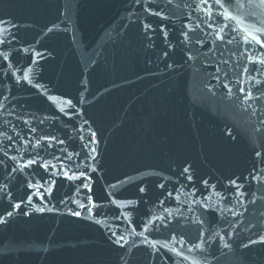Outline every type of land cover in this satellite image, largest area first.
Segmentation results:
<instances>
[{
  "label": "water",
  "instance_id": "water-1",
  "mask_svg": "<svg viewBox=\"0 0 264 264\" xmlns=\"http://www.w3.org/2000/svg\"><path fill=\"white\" fill-rule=\"evenodd\" d=\"M257 39L262 0H0V264H264Z\"/></svg>",
  "mask_w": 264,
  "mask_h": 264
},
{
  "label": "snow or ice",
  "instance_id": "snow-or-ice-1",
  "mask_svg": "<svg viewBox=\"0 0 264 264\" xmlns=\"http://www.w3.org/2000/svg\"><path fill=\"white\" fill-rule=\"evenodd\" d=\"M217 3L220 2V0H216ZM262 2H264V0H262ZM253 39H256V37H253ZM257 43H261L260 40H256ZM261 46L264 47V43H261ZM262 63H264V61H262ZM29 163H34V161H29ZM187 171V170H186ZM78 215V214H77Z\"/></svg>",
  "mask_w": 264,
  "mask_h": 264
}]
</instances>
